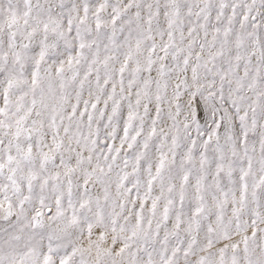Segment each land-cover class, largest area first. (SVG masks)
<instances>
[{"label":"snow or ice","instance_id":"1","mask_svg":"<svg viewBox=\"0 0 264 264\" xmlns=\"http://www.w3.org/2000/svg\"><path fill=\"white\" fill-rule=\"evenodd\" d=\"M0 264H264V0H0Z\"/></svg>","mask_w":264,"mask_h":264}]
</instances>
